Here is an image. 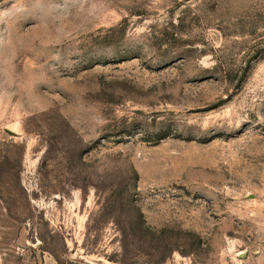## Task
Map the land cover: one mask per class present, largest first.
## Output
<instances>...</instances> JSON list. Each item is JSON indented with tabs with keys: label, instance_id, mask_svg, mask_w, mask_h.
<instances>
[{
	"label": "rangeland",
	"instance_id": "374dc122",
	"mask_svg": "<svg viewBox=\"0 0 264 264\" xmlns=\"http://www.w3.org/2000/svg\"><path fill=\"white\" fill-rule=\"evenodd\" d=\"M264 264V0H0V254Z\"/></svg>",
	"mask_w": 264,
	"mask_h": 264
},
{
	"label": "crops",
	"instance_id": "0c3cea01",
	"mask_svg": "<svg viewBox=\"0 0 264 264\" xmlns=\"http://www.w3.org/2000/svg\"><path fill=\"white\" fill-rule=\"evenodd\" d=\"M0 264H60V262L52 252L42 250L35 253H16L9 257H2L0 254Z\"/></svg>",
	"mask_w": 264,
	"mask_h": 264
}]
</instances>
